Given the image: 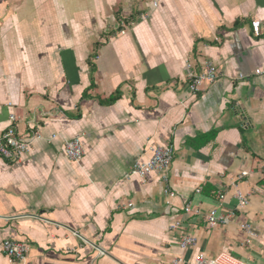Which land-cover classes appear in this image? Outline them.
<instances>
[{
  "label": "crops",
  "instance_id": "crops-1",
  "mask_svg": "<svg viewBox=\"0 0 264 264\" xmlns=\"http://www.w3.org/2000/svg\"><path fill=\"white\" fill-rule=\"evenodd\" d=\"M187 60L212 62L217 79L190 93ZM262 66L264 0H0V134L13 124L44 137L16 162L0 157V243L28 245L25 261L0 252V264H197L220 252L264 264ZM75 136L79 163L63 151ZM152 144L174 149L172 195L159 174L129 175ZM216 207L234 215L208 227ZM183 234L196 245L180 248Z\"/></svg>",
  "mask_w": 264,
  "mask_h": 264
},
{
  "label": "built area",
  "instance_id": "built-area-1",
  "mask_svg": "<svg viewBox=\"0 0 264 264\" xmlns=\"http://www.w3.org/2000/svg\"><path fill=\"white\" fill-rule=\"evenodd\" d=\"M158 1L159 0H152V5L156 6ZM201 66V70L198 71L196 64L193 63V61L187 60L185 62V76L190 93L199 91L201 85L206 82H214L219 75L218 68L212 62L205 61L201 64ZM263 72L264 66L255 70L256 74ZM242 77L243 75L240 74L239 78ZM14 119V115L11 114L10 120L14 121ZM56 136V134H52L47 140H52L56 138ZM43 138L44 137L38 128H33L29 134L22 135L17 132L16 127L13 124H10L8 128L0 134V157L8 162H16L20 159L22 154L28 152L35 140ZM148 149L151 152V156L146 161H135L130 168L129 175L144 179L150 173L159 174L160 179L164 183V193L172 195L171 190L166 185L169 179L168 171L174 154L173 147L170 145L162 146L152 144L149 145ZM63 151L69 160L79 163L84 155V147L80 136H75L71 139L65 140L63 144ZM247 174V171L242 170L237 177L242 178ZM236 196L241 199L242 202H246V198L239 190H236ZM219 198V200H222L224 198V194H220ZM131 205V203H128V206ZM183 211L187 214L199 213V210L194 209L190 202L184 205ZM233 215L234 212L231 210H221L219 207L212 208L205 215L206 225L208 227L226 225L231 221ZM240 228L246 234L245 243L249 244L251 239L255 237L252 225L249 222H243L240 224ZM178 242L180 248L187 249L196 245L197 238L193 235L183 234L180 236ZM0 252L6 256L10 262H23L27 257L28 245L24 242L15 240H4L0 243ZM181 261V258H175L173 263L176 264ZM194 261L197 264H248L244 260L236 258L228 252H220L213 258H206L202 254H197Z\"/></svg>",
  "mask_w": 264,
  "mask_h": 264
},
{
  "label": "trees",
  "instance_id": "trees-1",
  "mask_svg": "<svg viewBox=\"0 0 264 264\" xmlns=\"http://www.w3.org/2000/svg\"><path fill=\"white\" fill-rule=\"evenodd\" d=\"M125 21H126V20H125ZM123 22H124V21H123ZM120 23H121V22H120ZM241 24H242V21H241V20H238V21H236L235 26H238V25H241ZM100 45H101L100 42H98V41L95 42L94 45H93V50H92V52L90 53V55H89V57H88V63H90V64L92 65V67H93L92 59L96 56L97 50L99 49ZM89 87H90V86H89ZM86 91H87V90H86ZM84 92H85V91H84ZM116 95H117V94H116ZM116 95H115V94L112 95L111 97L105 99V101L110 102V101L114 100V99L116 98ZM215 134H216V131H211V132L203 133V134H201V135H198V136L192 138L191 140H189V142H190L193 146L197 147V146H199V145H202V144L207 143V142H209L210 140H212V139L215 137ZM202 191L207 192V191L205 190V187H203Z\"/></svg>",
  "mask_w": 264,
  "mask_h": 264
}]
</instances>
